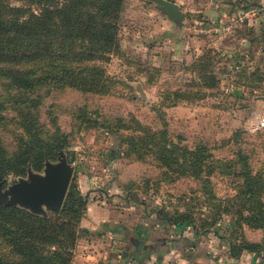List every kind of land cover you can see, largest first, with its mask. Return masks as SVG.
Returning <instances> with one entry per match:
<instances>
[{"label":"rangeland","instance_id":"1","mask_svg":"<svg viewBox=\"0 0 264 264\" xmlns=\"http://www.w3.org/2000/svg\"><path fill=\"white\" fill-rule=\"evenodd\" d=\"M174 1L184 13L178 23L161 12L153 0L125 1L118 29L120 52L102 62L116 80L106 92L40 90L39 118L50 129V118H55L61 130L68 132L70 142L62 150L72 167L69 183L87 196L71 264H115L127 254L140 251L133 238L143 241V250L151 244L163 250L174 244L186 247L188 239L198 243L204 237L209 251L193 254L196 259L188 264L204 258L213 264H264V251L236 257L226 254L229 237L237 240L242 234L247 240L261 241L264 228L244 224L234 232L233 215L222 213L205 233L196 235L188 223H168L159 217L158 210L169 214L190 212L200 224L203 218H211L212 205L196 179L166 177L150 157L138 159L127 152L121 136L128 130L114 127L117 118L130 123L133 116L143 125L166 128L172 136L181 134L183 143L189 146L203 142L219 158L232 157L241 150L254 169L264 171V49L247 50L236 32L238 26L221 37L197 32L200 22L209 21L196 15L200 12L198 0ZM238 31L242 32V27ZM206 50L213 55L211 67L218 77L217 86L202 88L205 94L200 98L172 105L160 103L166 91L189 88L193 79L199 80L198 57ZM82 105L95 111L98 123L77 125L72 112ZM14 132L11 121L0 127V138L8 148L15 142ZM19 177L26 174L1 177L2 186ZM210 179L215 196L234 193L231 177L214 173ZM95 216L118 222L117 231L105 227L98 234L91 227ZM216 240L225 245L223 254H213L218 248L213 243Z\"/></svg>","mask_w":264,"mask_h":264},{"label":"trees","instance_id":"2","mask_svg":"<svg viewBox=\"0 0 264 264\" xmlns=\"http://www.w3.org/2000/svg\"><path fill=\"white\" fill-rule=\"evenodd\" d=\"M125 1L0 0V127L11 121L15 130L11 148L0 138L2 178L25 175L28 167L41 170L45 159H56L69 145L68 132L55 118H50L52 129L40 120L41 89L100 94L116 81L102 62L120 52L118 29ZM211 53L206 50L198 57V81L193 79L189 88L166 91L160 103L200 98L205 94L202 88L216 87ZM72 115L77 125L98 123L95 111L85 105L76 107ZM129 121L117 118L114 126L128 130L121 136L127 152L138 159L150 157L166 177L196 179L212 205L211 218H203L200 224L190 212L158 210L159 217L168 223H188L196 235L205 233L222 213L233 215L234 232L244 224L264 228V171L254 169L246 153L236 150L232 157L219 158L203 142L189 146L181 134L172 136L166 128L143 125L133 116ZM106 125L111 127L109 122ZM214 173L231 177L234 193L215 196L210 179ZM86 201V194L70 182L60 208L48 209L45 216L0 203V264H71ZM236 239L228 238L233 257L243 251H264V239L250 241L242 234ZM187 241L190 248L196 243ZM127 255L140 260L137 254Z\"/></svg>","mask_w":264,"mask_h":264},{"label":"water","instance_id":"3","mask_svg":"<svg viewBox=\"0 0 264 264\" xmlns=\"http://www.w3.org/2000/svg\"><path fill=\"white\" fill-rule=\"evenodd\" d=\"M157 8L174 22H180L184 13L174 0H153ZM42 171L27 168L26 177H19L7 187L2 186L0 176V203L17 205L29 211L45 216L47 210H58L62 204L72 173V167L66 160L63 150L59 151L56 161L45 159ZM136 250H140L143 241L133 239Z\"/></svg>","mask_w":264,"mask_h":264},{"label":"crops","instance_id":"4","mask_svg":"<svg viewBox=\"0 0 264 264\" xmlns=\"http://www.w3.org/2000/svg\"><path fill=\"white\" fill-rule=\"evenodd\" d=\"M240 4H253L257 5L259 7V11L256 14L254 18L249 20L248 22H244L243 24H240L235 30L238 33L239 36H241L242 40H244V47L247 48V50L255 51V48L258 49H264V0H198V8L197 11H200L198 16H202L204 19H216L221 17L223 14L232 12L234 8L237 5ZM197 20H200L199 18ZM242 27L243 31L239 32L238 29ZM236 33V34H237ZM251 46V48H249ZM239 50V49H237ZM98 217V219H97ZM85 216L83 217V219ZM95 221L98 222L96 224L95 221L92 222L91 227L94 229V231H97L98 234H102L104 231V228L106 227V230H112L114 229L117 231L119 223L115 222V220L111 219H102L99 218V216H95ZM82 219V221H83ZM100 219V220H99ZM103 227V228H100ZM103 229V230H102ZM205 238V237H204ZM203 238V239H204ZM134 239V238H133ZM200 239L199 242L195 243L194 246L189 247L187 245L184 247L183 245L178 246V244L172 245V247L166 246V249L160 250L156 247V244H151L146 249H140L139 252L133 253V254H142L138 255L140 257V260L132 259V261L138 263V264H150L152 261V264H175L176 262H179L180 264H188L190 261H194L196 258L194 255L202 254L203 250L209 251L206 247L207 243H205L206 240ZM214 245L218 246L215 252L213 254H223L221 253L223 250V247L225 245L222 242H219L216 240V243L213 242ZM183 246V247H182ZM226 254H229L228 246L226 247ZM219 251V252H218ZM92 253V252H90ZM186 254V255H180L178 257V254ZM210 253V252H209ZM253 252H247L243 251L241 254H251ZM143 254H157L156 257H152V255H143ZM171 254H173L172 258L169 259L168 257ZM194 254V255H193ZM225 254V253H224ZM129 255H126L124 259H118V262L115 264H123V262L127 259ZM149 257H152L149 258ZM214 259V258H213ZM219 259V258H218ZM174 262V263H173ZM216 264L219 263V261L215 262ZM109 264V263H108ZM197 264H213L211 260L205 259L201 262H198Z\"/></svg>","mask_w":264,"mask_h":264},{"label":"built area","instance_id":"5","mask_svg":"<svg viewBox=\"0 0 264 264\" xmlns=\"http://www.w3.org/2000/svg\"><path fill=\"white\" fill-rule=\"evenodd\" d=\"M259 11V7L253 4L237 5L232 12L223 14L221 17L209 20L207 22H200L196 26V31L199 33H206L215 37H221L233 30V28L243 24L244 22L254 18ZM125 264H138L132 260ZM175 264H180L176 262Z\"/></svg>","mask_w":264,"mask_h":264}]
</instances>
